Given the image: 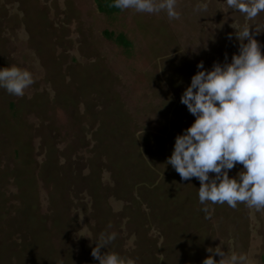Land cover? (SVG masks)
Here are the masks:
<instances>
[{"label":"rangeland","instance_id":"obj_1","mask_svg":"<svg viewBox=\"0 0 264 264\" xmlns=\"http://www.w3.org/2000/svg\"><path fill=\"white\" fill-rule=\"evenodd\" d=\"M199 2L176 0L170 20L106 0H0V67L33 81L22 96L0 88V264H99L92 239L112 232L100 252L123 264H202L217 245L264 264V209L208 204L205 219L199 181L165 164L194 120L180 96L197 63L230 62L245 24L224 0ZM247 23L264 55V12Z\"/></svg>","mask_w":264,"mask_h":264},{"label":"clouds","instance_id":"obj_2","mask_svg":"<svg viewBox=\"0 0 264 264\" xmlns=\"http://www.w3.org/2000/svg\"><path fill=\"white\" fill-rule=\"evenodd\" d=\"M224 3L245 20L242 27L231 26L236 30L238 52L231 56L230 62H214L210 69H205L203 62L197 63L198 71L180 96V103L194 120L175 136L171 154L165 161L182 181L191 178L199 181L197 198L203 205L200 211L205 219L211 216L208 204L226 203L236 208L242 203L253 212L264 209V55L254 38L258 32L250 34L253 26L247 23L264 12V0H224ZM111 6L147 14L163 11L170 20L179 18L176 0H112ZM207 7V0H201L194 10L203 12ZM227 39L231 40L232 35ZM32 82L26 70L0 67V88L11 95L22 96ZM236 165L242 167L230 177L229 171ZM115 236V232L101 233L98 239H92L96 246L91 256L99 264H123L116 253L100 252L101 248L107 249ZM206 252L202 264H250L246 255L229 249L225 253L220 245L206 248Z\"/></svg>","mask_w":264,"mask_h":264},{"label":"trees","instance_id":"obj_3","mask_svg":"<svg viewBox=\"0 0 264 264\" xmlns=\"http://www.w3.org/2000/svg\"><path fill=\"white\" fill-rule=\"evenodd\" d=\"M111 4H112V0H106V5H107L110 9L114 8V7L111 6Z\"/></svg>","mask_w":264,"mask_h":264}]
</instances>
